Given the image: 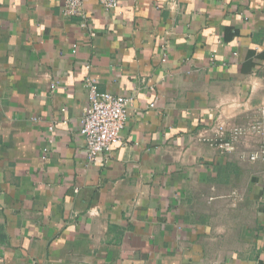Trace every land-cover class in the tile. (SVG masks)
I'll use <instances>...</instances> for the list:
<instances>
[{
    "label": "crops",
    "instance_id": "1",
    "mask_svg": "<svg viewBox=\"0 0 264 264\" xmlns=\"http://www.w3.org/2000/svg\"><path fill=\"white\" fill-rule=\"evenodd\" d=\"M63 1L0 0V264H264V136L196 137L259 116L264 0ZM87 73L131 96L94 161Z\"/></svg>",
    "mask_w": 264,
    "mask_h": 264
},
{
    "label": "built area",
    "instance_id": "2",
    "mask_svg": "<svg viewBox=\"0 0 264 264\" xmlns=\"http://www.w3.org/2000/svg\"><path fill=\"white\" fill-rule=\"evenodd\" d=\"M83 2L84 0H64L61 6L62 14L83 18ZM97 2L106 10L118 5V0H97ZM82 25H84L83 21ZM75 47L76 44L73 45V51ZM86 68H89V64ZM83 86L87 104L83 110L79 132L85 142L88 160L94 161L100 156H107L117 144L122 142V131L126 124L131 96L100 90L95 78L88 73L84 76ZM258 112L259 116L246 124H231L219 111L211 124L198 130L197 140L225 152L233 150L244 138L254 135L264 136V105L258 108ZM244 157L251 161L264 159V141Z\"/></svg>",
    "mask_w": 264,
    "mask_h": 264
}]
</instances>
